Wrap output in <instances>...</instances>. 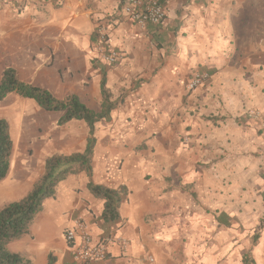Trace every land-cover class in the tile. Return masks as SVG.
<instances>
[{
  "label": "crops",
  "instance_id": "1",
  "mask_svg": "<svg viewBox=\"0 0 264 264\" xmlns=\"http://www.w3.org/2000/svg\"><path fill=\"white\" fill-rule=\"evenodd\" d=\"M14 1L25 2V15L0 32V77L7 66L20 75L16 57L25 82L59 98L77 94L99 110L106 73L117 106L96 124L92 179L127 187L118 219L105 224L104 200L89 191L87 172L68 175L45 200L22 251L35 255L36 225L51 245L38 253L39 264L51 253L55 264H78L62 233L49 232L54 224L64 234L81 217L96 239L108 242L102 264H264V130L250 117L264 113V0H163L164 22L144 28L118 0ZM44 9L56 10L33 15ZM67 13L88 24L73 29ZM24 16L25 29H10ZM98 25L124 53L120 63L101 59ZM197 71L208 78L189 90ZM61 115L25 98L18 175L25 194L47 156L86 147L87 123L58 125ZM113 234L129 240L126 250L110 240Z\"/></svg>",
  "mask_w": 264,
  "mask_h": 264
},
{
  "label": "trees",
  "instance_id": "2",
  "mask_svg": "<svg viewBox=\"0 0 264 264\" xmlns=\"http://www.w3.org/2000/svg\"><path fill=\"white\" fill-rule=\"evenodd\" d=\"M106 81V73H103L101 105L99 110H95L82 102L77 94L59 98L46 87L25 82L14 66H7L2 70L0 101L12 94L33 100L44 111L61 112L58 125H64L73 119L84 120L89 135L84 151L67 155L54 153L47 156L44 172L33 183L31 189L22 198L9 201L0 208V264H34L25 252L13 251L9 248V244L22 239L31 231L37 215L44 207L45 200L55 196L58 184L70 174L87 172L89 191L104 200L101 214L103 222L108 224L118 219L120 201L127 192V187L122 185L117 189L109 188L95 183L92 179L93 155L97 144L96 124L117 106ZM13 150L10 123L8 119L0 118V182L9 175ZM55 262L56 257L52 253L49 254L47 264H55Z\"/></svg>",
  "mask_w": 264,
  "mask_h": 264
},
{
  "label": "built area",
  "instance_id": "3",
  "mask_svg": "<svg viewBox=\"0 0 264 264\" xmlns=\"http://www.w3.org/2000/svg\"><path fill=\"white\" fill-rule=\"evenodd\" d=\"M14 0H0V8ZM43 5L59 6L63 0H40ZM123 12L127 14L139 27L148 25H160L166 19V7L163 0H118ZM99 53L101 59L108 64L120 63L125 55L122 51L112 47L106 29L103 25L97 26ZM208 73L197 71L193 74L187 87L193 90L198 87ZM250 117L259 119L261 128L264 130V113L252 111ZM264 197V190H263ZM66 241L73 247V257L78 264H102L109 253L108 242L98 240L87 230L85 221L81 217L74 219L72 225L64 232ZM111 241L116 242L121 249L126 250L129 240L121 235L113 234ZM153 261V258L150 257Z\"/></svg>",
  "mask_w": 264,
  "mask_h": 264
},
{
  "label": "rangeland",
  "instance_id": "4",
  "mask_svg": "<svg viewBox=\"0 0 264 264\" xmlns=\"http://www.w3.org/2000/svg\"><path fill=\"white\" fill-rule=\"evenodd\" d=\"M56 9H44L37 10V12H33V15H37L36 13H44L50 15V12H54ZM68 16L66 18V25L71 26L73 29L81 27L82 24L87 25L88 22L86 19L81 17L76 19H71V14L67 13ZM17 15H25V2H20L19 5L12 1L8 5L0 8V32L7 31V28L11 24V21L17 17ZM47 15V16H48ZM37 17L33 18L36 20ZM161 25V24H160ZM18 28L19 30L25 29V16L24 18L18 19L17 22L14 21V27L10 29ZM15 62L19 64L20 75L23 79H25V67L18 62L16 57L14 58ZM193 76V75H192ZM48 119H52L54 117V113H49ZM0 118L8 119L11 126V135L14 142V150L11 156V171L9 172V176L0 182V208L7 202L18 200L25 195V185L21 187V181L18 180V175H21L20 168L23 167L20 165L22 162H25V98H21L17 95H9L6 99L0 101ZM18 171V173H14V170ZM14 193L16 195H14ZM34 233L37 235L36 240L33 242V248L36 250L35 255L29 256L35 264H39L38 253H41V249L44 247H49L51 245L46 244V240L42 237L40 232L35 225ZM49 233H52V238L60 236L62 233V237H60V242L63 243L64 234L57 225L52 226ZM32 246L30 245V248ZM9 248L13 251H22L25 250V236L22 239L13 241L9 244ZM25 252V251H23Z\"/></svg>",
  "mask_w": 264,
  "mask_h": 264
}]
</instances>
